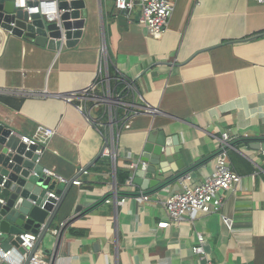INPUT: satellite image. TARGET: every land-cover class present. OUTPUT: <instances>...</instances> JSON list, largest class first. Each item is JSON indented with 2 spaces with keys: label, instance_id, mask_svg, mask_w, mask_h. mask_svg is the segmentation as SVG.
<instances>
[{
  "label": "crops",
  "instance_id": "crops-1",
  "mask_svg": "<svg viewBox=\"0 0 264 264\" xmlns=\"http://www.w3.org/2000/svg\"><path fill=\"white\" fill-rule=\"evenodd\" d=\"M84 2L83 34L71 48L0 31V94L23 100L19 109L0 102V124L17 136L54 128L40 159L65 180L54 178L53 193L82 181L67 188L55 224L71 220L39 246L44 259L205 264L192 249L201 233L214 264H264V151L252 147L264 142V2L175 0L159 38L139 23V9L119 19L115 0ZM125 78L130 94L115 90ZM224 132L239 187L224 193L218 212L160 228L168 221L164 200L182 189L178 179L190 173L200 183L213 173ZM162 138L170 160L155 173L144 164L137 177L144 146ZM106 147L114 154L106 156ZM120 170L130 171L124 183ZM134 192L151 201L118 204L116 197ZM0 264L9 263L0 257Z\"/></svg>",
  "mask_w": 264,
  "mask_h": 264
},
{
  "label": "water",
  "instance_id": "water-1",
  "mask_svg": "<svg viewBox=\"0 0 264 264\" xmlns=\"http://www.w3.org/2000/svg\"><path fill=\"white\" fill-rule=\"evenodd\" d=\"M37 5V0H29L26 9L16 6L15 0H0V31L6 35L25 36L37 46L55 51L61 50L63 45L71 48L78 43L85 23L82 17L84 0H59L58 17L51 22L39 13H30L29 8ZM123 14L120 12L118 18L124 19ZM152 141L150 139L144 146L137 166V177L141 176L140 171L144 169V164L149 163L148 170L155 173L154 166L160 165L165 159L170 160L165 155L169 151L163 150L167 143L166 138H162L155 146ZM173 141L176 144V136ZM252 147L264 151V142L253 143ZM36 150V145L28 146L11 128L0 124V249L6 252L17 248L24 253L19 235L25 232L38 235L35 248L23 264H29L51 229L58 228L55 224L58 210L67 188L76 179L71 180L66 189L54 192L58 199L51 196L56 181L52 176L43 173L45 168L40 163ZM87 169L88 167L84 168L82 172Z\"/></svg>",
  "mask_w": 264,
  "mask_h": 264
},
{
  "label": "built area",
  "instance_id": "built-area-1",
  "mask_svg": "<svg viewBox=\"0 0 264 264\" xmlns=\"http://www.w3.org/2000/svg\"><path fill=\"white\" fill-rule=\"evenodd\" d=\"M29 0H15V5L18 7H27ZM38 5L29 8L30 13H39L44 19L51 22L58 17V2L59 0H37ZM264 2V0H257ZM54 5V11L46 12L43 10L42 5ZM115 7L117 11L123 12L126 16H133V13L139 9L140 17L139 23L144 26L148 34L152 38H159L165 32L169 20L175 9V0H115ZM32 9H40L33 11ZM129 84V83H128ZM127 84L128 88L129 85ZM54 128L40 125L36 128L32 136H20L22 142L28 146L36 145L37 150L35 153L40 157L44 154L51 138L55 135ZM115 144H113L114 147ZM232 147V137L228 132L222 134L221 147L215 157V168L213 173L205 178L203 182L195 183L192 181L190 173H186L178 180L182 186L179 192L172 193L168 196L163 206L168 216V221L159 223L160 228H166L170 224L180 225L182 223L192 221L196 213L210 214L218 212L225 201V194L227 192L235 191L240 183L242 177L232 170L228 158L227 150ZM104 154L110 156L114 151L110 148L104 149ZM134 163L130 164L134 168ZM44 174L52 176L53 178L65 181L55 171L44 169ZM74 185H81L82 181L75 179ZM51 196L58 199L55 193H50ZM134 199L137 202L145 203L151 201L150 196L143 192H134L131 195H122L116 197L118 204L125 205L129 199ZM2 201V200H1ZM111 199H107L110 202ZM224 223L228 228H232L233 222L231 219L224 217ZM71 218L61 222L54 234L59 237L64 228L68 225ZM21 244L20 246L25 250L24 253L20 252L17 248H12L6 252L0 249V257L9 264H23L28 258L29 253L35 248L38 235L32 232H25L19 235ZM206 238L203 234L197 233V242L193 246V252L204 260L205 264H214L208 253L205 251ZM29 264H50V261L44 259V254L38 249L31 257Z\"/></svg>",
  "mask_w": 264,
  "mask_h": 264
},
{
  "label": "trees",
  "instance_id": "trees-1",
  "mask_svg": "<svg viewBox=\"0 0 264 264\" xmlns=\"http://www.w3.org/2000/svg\"><path fill=\"white\" fill-rule=\"evenodd\" d=\"M129 83V80H127L126 78L125 79H121L119 80V82H117L115 85H116V92L118 91H122L124 93H129V90L128 88L125 89V87L127 86V84ZM125 89V90H124ZM127 94V96H128ZM0 102L10 106V107H13L15 109H19L22 105V102L23 100L22 99H16L10 95H4V94H0ZM130 177V171H123V170H120L118 171V178L120 180V183H124L128 178Z\"/></svg>",
  "mask_w": 264,
  "mask_h": 264
},
{
  "label": "clouds",
  "instance_id": "clouds-1",
  "mask_svg": "<svg viewBox=\"0 0 264 264\" xmlns=\"http://www.w3.org/2000/svg\"><path fill=\"white\" fill-rule=\"evenodd\" d=\"M20 3H23V0H20ZM42 8L46 12L54 11V5L52 4H47V5H42ZM33 11H38L40 9H32Z\"/></svg>",
  "mask_w": 264,
  "mask_h": 264
}]
</instances>
